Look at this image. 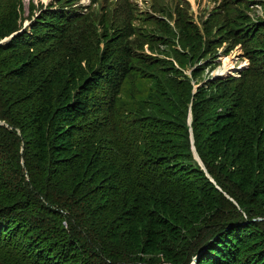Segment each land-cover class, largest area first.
<instances>
[{
  "label": "trees",
  "instance_id": "1",
  "mask_svg": "<svg viewBox=\"0 0 264 264\" xmlns=\"http://www.w3.org/2000/svg\"><path fill=\"white\" fill-rule=\"evenodd\" d=\"M76 1L52 0L23 27L19 0H0V41L11 37L0 45V264H264V38L228 26L251 67L205 81L183 104L191 85L173 81L180 110L159 102L150 115L121 97L176 69L141 53L172 46L167 24L134 27L131 0H110L96 60L93 13ZM154 10L170 16L166 4ZM176 26L190 51L203 48L181 12ZM185 102L215 184L193 170L186 129L169 115L185 117Z\"/></svg>",
  "mask_w": 264,
  "mask_h": 264
},
{
  "label": "rangeland",
  "instance_id": "2",
  "mask_svg": "<svg viewBox=\"0 0 264 264\" xmlns=\"http://www.w3.org/2000/svg\"><path fill=\"white\" fill-rule=\"evenodd\" d=\"M51 1L52 0H19V16L22 19L18 20L17 26L21 24L27 26L29 20L37 14L38 10L46 7ZM63 1L65 2V0ZM109 2L110 0H97L96 4H91V0H77L76 3H74L75 5H73V7L90 6L89 10L93 13L92 21L95 28L96 40L94 39L92 41V47L93 55L96 53V60L97 55L101 54L103 48V38L101 37L102 30L99 26V20L105 14L108 7H110V9L113 8L109 6V4L112 5L113 3ZM131 2L134 8L132 26L145 29L149 27L148 23L151 19L159 18L167 24L172 35L167 37V41L172 44L171 47L159 46V50L165 53L159 54L155 52L153 54L149 51L150 46L149 48L144 46L141 52L169 61L176 68L174 71L164 72L162 80L158 81L159 87L162 88L161 92L159 91L157 83L152 79H143L139 81L135 86L136 93L132 98H130V94L128 95L129 88L124 87L125 89L121 100H134L133 109H135V106H138V109H141L145 105L149 106L148 109L144 110L145 114L151 115L157 112L155 105L159 102L165 104L167 101H172L175 107L180 110L179 106L176 105V100L180 98V93H176L178 87H174L173 81H177V83L187 82L191 85V89L188 91L189 95L184 96L181 101L183 104V101H186L188 98L191 101L194 99V94L205 84V81L226 77L236 79L240 74L251 67L249 55L243 50L244 45H248V42L245 44L241 43L240 45L235 44L228 39V32H226L228 26L231 27L232 31H242L245 29L244 26L240 27L239 23L241 22L238 20V17L243 15L248 19L246 24L249 28L247 31H253L252 34L255 35V38H264V0H131ZM155 4H166L170 9V16L157 13L154 10ZM179 12H181V17H184L189 23L197 27L203 39L202 49L198 48L190 51V49L183 44L185 36L183 33L180 35V30L176 26ZM236 18L237 23L230 21ZM8 40L9 38H5L1 41L5 43ZM207 41L214 44L215 49H207ZM173 50H175L174 53ZM136 52L140 53V51ZM93 55L91 57L92 60H94ZM192 55H194V58ZM259 60L260 59H257L258 62ZM257 67L259 72L264 76V66L262 63L257 65ZM153 99L156 100V102H152ZM120 101L118 102V106L120 105ZM190 105V102H185L183 111H181L183 114L188 111L187 114L185 113V117L179 115L180 111H170L169 115L174 121L177 119L179 124L186 129V136H183L185 138H181L185 143L188 142L189 144L193 159L188 162L194 166L193 170L196 172L202 171L210 182L215 184L213 179L208 175L202 161H200L195 148L193 150ZM135 117H140L139 121H142L139 112H135ZM88 120H90V118ZM95 123L96 121L93 123L89 121L86 127L92 128ZM18 136L22 139V143L26 142L25 137L21 133H19ZM137 144H141V139L137 141ZM76 170H78L77 166ZM53 171L56 172L53 174L55 177L57 174H60L61 178H67L68 176V174H63V171H59L58 167ZM62 189H66V185L59 181L57 194L61 197H66V193L61 191ZM225 197L235 204L229 196L226 195ZM52 208H55V206H52ZM258 221H262V219Z\"/></svg>",
  "mask_w": 264,
  "mask_h": 264
},
{
  "label": "water",
  "instance_id": "3",
  "mask_svg": "<svg viewBox=\"0 0 264 264\" xmlns=\"http://www.w3.org/2000/svg\"><path fill=\"white\" fill-rule=\"evenodd\" d=\"M3 123H0V125H2ZM193 150H194V147H193ZM196 154V153H195ZM197 159H198V157H197ZM197 262H196V259H193V262H192V264H196Z\"/></svg>",
  "mask_w": 264,
  "mask_h": 264
}]
</instances>
